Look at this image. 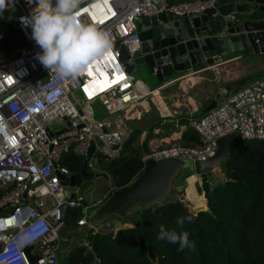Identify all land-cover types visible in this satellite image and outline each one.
Instances as JSON below:
<instances>
[{
  "label": "built area",
  "instance_id": "1",
  "mask_svg": "<svg viewBox=\"0 0 264 264\" xmlns=\"http://www.w3.org/2000/svg\"><path fill=\"white\" fill-rule=\"evenodd\" d=\"M216 1L80 0L78 19L106 31L111 39L107 53L91 64L96 78H100L97 68L107 73L109 81L123 77L93 96L85 89L92 81L87 70L76 78L61 79L37 59L41 50L31 39V29L20 20L31 13L35 3L13 0L12 8L4 10V17L8 16L11 26L22 33L26 45L0 58V210L7 207L0 212V264H60L58 231L67 212L80 207L83 217L77 225L85 224L90 208L83 206L84 196L77 190L73 201H68L60 183L58 174L70 175L60 164L62 156L71 152L88 160L91 172L95 169L91 161L94 156L106 162L117 159L127 136L117 123L96 118L93 105L98 103L109 116L150 95L137 91L133 75L119 60L116 43L132 59L140 46L135 22L141 17H196L212 9ZM235 19L234 14L224 17L226 21ZM52 92L57 95L49 103L46 97ZM75 93L80 94V100ZM188 125L198 135V144L153 145L141 161L179 158L203 162L214 156L218 140L229 134L246 141L264 140V77L242 83L234 92L221 96L202 117L189 118ZM97 141L100 146L95 145V153L87 157L90 143ZM121 225L118 220H106L99 228L112 234ZM29 228L36 233L35 240L18 246L17 236ZM30 258L35 259L33 263Z\"/></svg>",
  "mask_w": 264,
  "mask_h": 264
},
{
  "label": "trees",
  "instance_id": "2",
  "mask_svg": "<svg viewBox=\"0 0 264 264\" xmlns=\"http://www.w3.org/2000/svg\"><path fill=\"white\" fill-rule=\"evenodd\" d=\"M193 1L196 0H168L170 4ZM25 45L22 33L0 19V58ZM137 138L133 133L121 155L111 162L97 156L95 169L103 168L105 175H110L112 190L106 198L141 173V158L148 151ZM181 139L185 146L199 143L198 135L190 127ZM60 164L75 175L87 166L88 160L69 152L62 156ZM184 175L176 183L179 186L182 180L187 181L180 192L163 204L135 211L136 218L130 216L131 224L121 220L122 225L112 234L98 228L91 238L87 235L84 241L68 245L63 255L60 251L66 246H61L60 264H153L147 258L148 250L156 254V264H264V140L235 138L227 159L212 170L214 179L220 181L216 186H211L207 178L189 172ZM198 178L200 182L191 188ZM86 205L84 201L83 206ZM184 216L193 219L185 221L181 229L176 219ZM82 217L80 207L70 210L65 224L78 227ZM137 222L140 226L135 228ZM160 225L178 233L187 231L193 248L178 251L177 244L158 240Z\"/></svg>",
  "mask_w": 264,
  "mask_h": 264
},
{
  "label": "water",
  "instance_id": "3",
  "mask_svg": "<svg viewBox=\"0 0 264 264\" xmlns=\"http://www.w3.org/2000/svg\"><path fill=\"white\" fill-rule=\"evenodd\" d=\"M231 14L236 15L235 21L224 20L225 16ZM135 24L140 46L130 59L117 42L115 46L119 49V60L127 73L154 79L157 84L217 65L224 58L236 54L241 58H260L264 64V0H217L212 9L200 16L181 18L160 14L141 17ZM241 84L242 82L229 84L220 88L206 111L214 108L221 96ZM234 139L232 134L220 138L214 156L203 162L192 163L179 158L146 160L141 173L134 180L113 190L104 202L88 212L84 225L92 229L99 228L113 216L131 224L130 216L133 211L163 204L186 186L185 179L179 186L174 185L180 172L187 171L200 178H207L211 186H216L220 181L214 179L211 170L227 159ZM95 145L100 146V142L90 143L87 157L93 156ZM58 177L68 195V201H73L75 192L81 185L98 175L90 173L87 166H84L75 175L66 177L58 174ZM6 209L4 207L0 212ZM208 213L212 214L211 211ZM139 226L138 222L134 225L135 228ZM74 229L75 226L64 224L58 231L60 240L66 241L68 234H73ZM29 250L30 248L26 249V253ZM147 258L156 264L157 258L153 251H147ZM34 260L30 258V262L33 263Z\"/></svg>",
  "mask_w": 264,
  "mask_h": 264
},
{
  "label": "crops",
  "instance_id": "4",
  "mask_svg": "<svg viewBox=\"0 0 264 264\" xmlns=\"http://www.w3.org/2000/svg\"><path fill=\"white\" fill-rule=\"evenodd\" d=\"M262 77L264 64L260 58H241L237 54L224 58L217 65L193 71L180 78L174 77L162 84H157L154 79L139 77L143 81L134 80L137 91L150 95L127 110L109 115L104 120L112 117V122H108L111 125L117 123L127 139L136 133L139 144L147 151L153 145L165 146L169 142L184 144L181 138L189 126V118L202 117L220 88ZM154 87L159 90L151 94ZM93 165L95 168L98 164ZM95 180L99 183L98 179ZM109 185L111 191L110 179ZM72 235L69 233L67 240L61 241V246L69 242Z\"/></svg>",
  "mask_w": 264,
  "mask_h": 264
},
{
  "label": "clouds",
  "instance_id": "5",
  "mask_svg": "<svg viewBox=\"0 0 264 264\" xmlns=\"http://www.w3.org/2000/svg\"><path fill=\"white\" fill-rule=\"evenodd\" d=\"M27 3H35V7L28 16L20 18L21 23L31 29V39L41 50L37 53L39 62L59 78H76L110 49L109 33L78 19L80 0H27ZM12 6L13 0H0V19L4 18V10ZM56 95L52 92L46 99L52 103ZM192 219L191 216L177 217L176 225L182 229L185 221ZM188 237L187 231L178 233L166 230L163 225L157 235L158 240L177 244L178 251L193 248ZM35 238L31 228L23 230L17 236V245L32 243Z\"/></svg>",
  "mask_w": 264,
  "mask_h": 264
},
{
  "label": "rangeland",
  "instance_id": "6",
  "mask_svg": "<svg viewBox=\"0 0 264 264\" xmlns=\"http://www.w3.org/2000/svg\"><path fill=\"white\" fill-rule=\"evenodd\" d=\"M3 19L7 20L8 19V16H5ZM134 79L135 80H141V78L138 77V75L136 73H133L132 74ZM254 80V79H253ZM143 81V80H141ZM252 81V80H250ZM147 83V81H144ZM249 82V81H247ZM156 89V87H154L153 91ZM235 89L232 90V92H234ZM75 98H77L78 100H80V94L79 93H75ZM98 103H95L93 105V109H94V112H95V116L96 118L98 119H107V114L105 113L104 109L101 108L99 106V104L97 105ZM76 106L77 108L79 109L80 108V104L79 103H76ZM109 117V116H108ZM112 118V117H111ZM109 118L107 121H110ZM112 122V121H110ZM189 127V126H188ZM167 145H180V146H185L183 144H180V143H176V142H169ZM98 160L99 158L97 156H95V158H93L91 161L96 165L98 164ZM91 172V170H89ZM103 168H96L93 170L92 174L94 175H98V177L96 179H98V182L99 183H96V180L95 178H93L92 180L90 181H86L84 182L81 187L78 189V191L84 196L85 198V201L87 202V206H89V211H92L94 210L95 208H97L102 202H104V197L107 196V194L110 192V189H111V186L109 185V177L110 175H105V172H103ZM187 172L184 171V172H180L174 182V185H176L177 181L180 180V179H183L184 178V174H186ZM213 176H219L218 174H214ZM197 181H195V183H193V185L191 186V188L194 187L195 184L199 183L200 182V179H196ZM97 185V186H96ZM98 205V206H97ZM135 211H133L131 213V217L132 218H136V214H134ZM107 220L113 222V223H116L117 220H119L118 217H110L108 218ZM121 221V219L119 220ZM78 226V225H77ZM102 226V225H101ZM92 230H96V229H92L90 227H88L87 225H84V226H78L76 227L75 226V229H74V233L72 235V237L70 238V241L67 242V243H63L62 244V247L63 245L66 246L64 249H62L60 252L61 254L63 255L66 248L68 247V245H73V244H76V243H79L81 241H84L86 236L87 235H92ZM85 245H87L85 243Z\"/></svg>",
  "mask_w": 264,
  "mask_h": 264
},
{
  "label": "bare ground",
  "instance_id": "7",
  "mask_svg": "<svg viewBox=\"0 0 264 264\" xmlns=\"http://www.w3.org/2000/svg\"><path fill=\"white\" fill-rule=\"evenodd\" d=\"M92 77V76H91ZM117 77V76H116ZM116 77H113L110 81H115L113 83H110L108 86L106 87H103L101 88L97 83L96 81L97 80H102L103 78L100 77V78H96V75L95 77H92V81H90V84L88 85V87H86V91H87V94L89 96H93L94 93L96 92H104L106 91L108 88H110L111 86H115L116 84H118L119 80L116 79ZM108 79V77H107Z\"/></svg>",
  "mask_w": 264,
  "mask_h": 264
},
{
  "label": "snow or ice",
  "instance_id": "8",
  "mask_svg": "<svg viewBox=\"0 0 264 264\" xmlns=\"http://www.w3.org/2000/svg\"><path fill=\"white\" fill-rule=\"evenodd\" d=\"M87 74L89 76H92V77H95L96 73L93 72L92 70V67H91V64L87 67ZM97 71L99 72V76L102 77L103 79L102 80H97L96 83L101 87H106L108 86L110 83H113L115 81H109L107 79V73H105L104 71H102L101 69L97 68ZM117 80L119 79H123L122 76H119V77H116Z\"/></svg>",
  "mask_w": 264,
  "mask_h": 264
}]
</instances>
